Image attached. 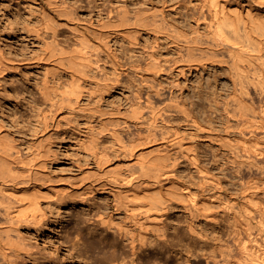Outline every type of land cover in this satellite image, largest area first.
<instances>
[{"label": "bare ground", "instance_id": "obj_1", "mask_svg": "<svg viewBox=\"0 0 264 264\" xmlns=\"http://www.w3.org/2000/svg\"><path fill=\"white\" fill-rule=\"evenodd\" d=\"M41 1L45 6L44 26L35 27L36 31L56 30L65 25L75 32L76 47L72 52L51 41L44 51L46 55L38 58L46 67L43 92L50 100L57 95L62 107L80 106L85 94L83 84L90 81L89 68L93 64L101 71L94 81L102 88L108 87L110 78L102 71L100 62L101 53L107 52L108 40L113 35L127 37L134 43L142 31L156 37L166 35L180 52L186 51L190 57L207 56L194 64L225 65L230 71L231 87L227 97L216 102V108L226 116L223 128L204 127L189 111H183L228 151L239 188L236 196L228 198L212 192L222 190L220 178L202 165L193 147L182 143L175 127H164L162 137L157 138L154 132L159 126L157 113L152 122L140 115L143 100L140 93L136 94L138 105L133 106L132 122L139 132L146 130L148 134L131 139L130 143L122 141L123 157L98 154L94 164L88 163L81 174L53 175L48 168L46 134L25 157L0 122V264H17L22 254L32 255L22 227L43 223L46 217L43 204L50 198L78 199L84 203L88 195L103 191H108L110 198L107 206L94 214V224L107 233L98 236L100 241L94 236L98 242L90 236L92 240L85 245V252L103 255L100 259H96L99 254L95 255L98 260L95 264H135V257L150 247L151 230L164 237L159 224L172 198L181 201L193 218L214 219L219 211H224L232 219L224 241L214 244L205 254L197 253L198 260L188 257L185 264H264V0H198L196 26L188 34L168 19L163 5L133 12L125 6L116 20L108 18L96 24L93 20L84 21L68 0ZM89 51L96 57L91 58ZM180 61L177 64L183 73L194 60ZM113 62L115 66L118 64ZM13 63L0 50V74ZM161 67L155 53L148 51L145 68L148 73L141 75L152 90L146 95L147 102L154 92H160L162 83L155 73ZM60 68L68 72L73 82L64 89L50 79ZM95 110L103 113L100 108ZM45 122L48 127L47 116ZM102 128L107 129L106 123ZM111 132L119 135L117 129ZM90 149L95 150L96 146ZM176 149L197 165L200 178L196 190L176 179L171 162ZM190 229L198 234L193 225Z\"/></svg>", "mask_w": 264, "mask_h": 264}, {"label": "rangeland", "instance_id": "obj_2", "mask_svg": "<svg viewBox=\"0 0 264 264\" xmlns=\"http://www.w3.org/2000/svg\"><path fill=\"white\" fill-rule=\"evenodd\" d=\"M67 2L84 21L93 20L96 24L108 18L116 20L125 6L132 12L146 10L153 5L164 6L168 19L187 34L196 26V11L200 4L198 0ZM44 8L41 0H0V50L14 60L12 66H7L0 74V122L15 139L25 157L37 147L44 134L49 147L48 168L56 176L81 174L88 163L94 164L95 157L100 153L113 158L123 157L122 141L130 143L131 139L148 134L146 130L139 132L132 122L133 106L138 105L136 94L140 93L143 96L139 105L140 115L152 122L157 113L159 126L154 131L157 138L162 137L166 127H175L182 143L193 147L202 165L220 178L222 190L213 189L212 192L224 198L238 194L239 183L229 163L228 151L220 146L208 130L193 123L192 118L183 111H189L204 127L212 125L217 129L223 128L226 116L216 108V102L227 97L231 87L230 71L225 65L194 64L207 56L195 54L190 57L186 51L180 52L166 35L156 37L155 34L142 31L136 43L127 37L113 35L108 40L107 52L101 53L100 62L102 71L110 78L108 87L102 88L94 81L95 77L101 76V71L93 64L89 68L90 81L83 84L85 94L81 97L80 106L62 107L57 95H53L50 100L43 92L46 67L38 58L46 53L44 51L51 41L58 42L72 52L76 47L75 32L65 25L56 30L36 31L35 27L42 29L44 26ZM204 27L202 25L201 29ZM148 51H153L162 64L155 73L162 86L158 94L154 92L150 102H147L146 95L152 90L141 78L142 73H148L145 69ZM89 55L91 58L96 57L91 51ZM182 60H194L183 73L177 64ZM113 61L118 64L115 66ZM50 79L63 89L73 83L68 72L62 68L50 75ZM95 108H100L103 113L97 112ZM105 123L107 129L102 128ZM113 129H117L119 135H113ZM94 145L96 149L91 150L90 147ZM176 150L171 155L176 179L180 183L191 184L196 190L200 178L197 165L187 154ZM109 198L108 191L92 193L84 203L78 199L50 198L43 204L46 213L43 223L22 227L32 255L22 254L17 264L97 263L96 259L103 255L95 251L85 252V245L94 236L99 240L107 233L95 226L94 214L107 206ZM215 217L193 218L181 201L170 199L159 224L164 237L151 230L148 234L150 247L135 257V264H185L188 257L198 260L197 253L202 255L209 252L214 244L224 241L228 236L232 219L224 211H219ZM190 225L196 228L199 235L191 232ZM89 230L99 233L91 235ZM96 254H99L98 257Z\"/></svg>", "mask_w": 264, "mask_h": 264}]
</instances>
